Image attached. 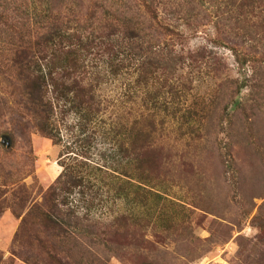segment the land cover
<instances>
[{
  "label": "rangeland",
  "instance_id": "374dc122",
  "mask_svg": "<svg viewBox=\"0 0 264 264\" xmlns=\"http://www.w3.org/2000/svg\"><path fill=\"white\" fill-rule=\"evenodd\" d=\"M54 1L58 6L61 0ZM98 1L76 0L80 13L71 4L73 0L61 1L55 8L63 17L72 10L78 12L80 22L71 28L79 29L85 26L86 13L100 6ZM179 1L185 8L171 9L161 19L183 33L182 38L163 36L160 48L164 56L198 55L199 61L178 62L170 68L180 95L168 98L167 111L163 106L150 110L186 115L190 125L182 130L186 141L177 156L171 153L174 165L169 167V186L161 201L143 193L114 200V191L104 187L111 178L104 180L105 174L97 171L103 179L99 193L96 188L88 191L87 200L94 199L91 213L107 222L118 214L139 217L149 222L145 228L151 242L148 251H138L133 228L121 223L119 243L98 256L109 264H264V10L257 6L252 11L247 6L240 9L242 0ZM0 4L8 20L5 25L0 19V31L23 24L20 2ZM8 49L9 44H0V51ZM104 80L102 98L109 109L101 126L112 134L95 148L94 167H105L116 157L115 132L109 131L116 119L143 109L140 96L136 103L130 97L129 73ZM0 96L11 104L8 89L0 87ZM7 118L0 122V147L6 151L0 176L11 172L12 180L40 201L62 172L58 164L61 149L31 127L15 137L1 133L11 128ZM164 135L169 146H177L176 124L170 122ZM180 160L187 166L182 167ZM11 200L12 194L1 196L0 205L6 207ZM20 221L7 208L0 216V264H28L22 257L42 264L43 254L29 232L16 239ZM158 232L163 235L156 239ZM127 244L136 248H127Z\"/></svg>",
  "mask_w": 264,
  "mask_h": 264
},
{
  "label": "trees",
  "instance_id": "16d2710c",
  "mask_svg": "<svg viewBox=\"0 0 264 264\" xmlns=\"http://www.w3.org/2000/svg\"><path fill=\"white\" fill-rule=\"evenodd\" d=\"M7 1L20 2L25 18L21 28L14 23L0 31V44H9L8 50L0 51V87L8 89L12 99L9 104L0 96V122L8 114L11 125L1 133L15 137L25 127L35 129L60 147L58 164L62 172L40 201L26 186H18L11 172L0 176V197L12 194L6 207L0 205V216L7 208L21 220L16 239L29 232L43 254L42 264H109L98 255L102 250L108 252L109 245L119 243L123 237L121 223L133 228L139 239L138 251H148L151 242L145 227L149 222L124 214L108 222L96 218L90 207L94 199L87 200V195L95 188L97 193L101 191L103 178L97 174L104 173V180L111 178L104 187L114 191V200L125 201L142 193L158 201L164 199L169 167L174 165L171 153L177 156L186 141L182 130H188L190 125L186 115L158 113L150 108L163 106L167 111L168 98L180 95L170 68L178 62L199 61L198 55L164 56L160 48L163 36L181 39L183 35L162 21L161 15L185 6L179 0H99L100 6L86 13L85 26L74 29L71 24L80 22L78 12L72 10L70 16L63 17L55 8L65 0L58 6L54 0L0 3ZM71 4L80 13L76 0ZM245 6L251 11L256 6L263 11L264 0H242L240 9ZM3 15L6 13L0 12L6 25L8 20ZM124 73H129L127 89L131 99L136 103L140 96L143 109L129 118L116 119L114 129L109 130L115 132L116 157L113 155L105 167H94L95 148L112 134L101 126L109 109L102 98L107 83L104 79ZM170 122L179 128L177 146L165 141L164 131ZM3 156L6 151L0 147V170ZM180 162L182 167L187 166L184 160ZM86 204L89 206L83 210ZM161 235L158 232L154 238ZM125 246L136 248L132 244Z\"/></svg>",
  "mask_w": 264,
  "mask_h": 264
}]
</instances>
